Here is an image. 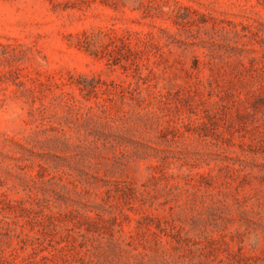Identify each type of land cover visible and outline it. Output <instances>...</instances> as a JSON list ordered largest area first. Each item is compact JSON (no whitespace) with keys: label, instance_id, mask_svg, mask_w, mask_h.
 I'll use <instances>...</instances> for the list:
<instances>
[{"label":"rangeland","instance_id":"1","mask_svg":"<svg viewBox=\"0 0 264 264\" xmlns=\"http://www.w3.org/2000/svg\"><path fill=\"white\" fill-rule=\"evenodd\" d=\"M0 264H264V0H0Z\"/></svg>","mask_w":264,"mask_h":264}]
</instances>
